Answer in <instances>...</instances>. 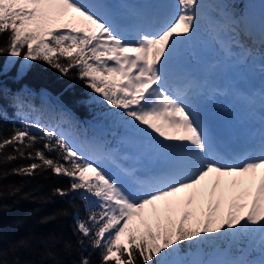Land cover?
Here are the masks:
<instances>
[{
    "label": "snow or ice",
    "instance_id": "1",
    "mask_svg": "<svg viewBox=\"0 0 264 264\" xmlns=\"http://www.w3.org/2000/svg\"><path fill=\"white\" fill-rule=\"evenodd\" d=\"M201 7L200 0H176L175 10L157 25L155 19L146 21L144 11H128L111 0H0V35L7 33L0 54L23 56L21 73L31 67L27 61L37 59L64 76L76 68V78L115 110L106 117L114 126L141 138L154 152L172 154L168 167L146 174L136 166H125L123 161L129 157L118 150L74 143L59 124L44 125L39 117L0 138L3 163L18 157L33 161L13 169L16 174L51 170L70 178L69 188H57L55 193H76L84 201L87 217L76 216L75 231L80 234L81 247L87 240L93 250H100V264H122L125 253L123 264H264V179L252 195L250 207L233 202L226 216L214 219L224 203L221 192L220 199L208 205L202 226L197 222L185 227L184 221L194 215L185 211L178 226L170 218L168 225L158 224L162 231L145 226L138 236L131 227L134 218L145 224L146 207L156 201H165L168 208L169 197L193 189L186 202L194 204L201 194V182L210 174H216L215 195L227 183L226 178L243 179L264 168V137L255 151L227 157L201 118L192 82L176 78L179 82L169 83V64L181 40L196 29ZM69 11L78 15L63 21ZM54 22L59 26L50 27ZM57 51L66 60L53 58L51 54ZM23 106L17 97V107ZM32 128L43 135L33 134ZM166 128L179 131L170 133ZM40 143L42 149L36 148ZM6 146L12 152L2 155ZM53 152L55 157L48 155ZM236 184L233 180L232 185ZM244 208H248L246 215ZM154 212L159 220V211ZM125 234L127 248L119 243ZM245 241L246 246L241 247ZM185 242L188 250L182 252ZM30 247L27 241H19L10 250L17 253L12 260L6 259L9 250L0 248V264H44L53 255L48 250L39 262L22 259L19 251ZM90 256L81 252L71 264H92ZM53 264L64 262L53 260Z\"/></svg>",
    "mask_w": 264,
    "mask_h": 264
},
{
    "label": "trees",
    "instance_id": "2",
    "mask_svg": "<svg viewBox=\"0 0 264 264\" xmlns=\"http://www.w3.org/2000/svg\"><path fill=\"white\" fill-rule=\"evenodd\" d=\"M207 1L221 24L229 26L232 18L242 19V0ZM68 18L69 15L66 14L62 20L67 21ZM58 26L56 22L50 25L52 28ZM6 39L7 33L0 35V46L4 45ZM25 50L22 49V52ZM51 55L53 58L66 60L59 51ZM24 63L23 56L10 58L7 54H0V138L12 135L14 129L23 127L25 123H32L39 117L42 124H59L65 134L70 138L72 135L78 136L82 143L87 142L83 140V135H87L96 142L94 144L105 145L107 148L119 147L120 141L123 143L122 149L128 146L126 140L131 135L106 118L115 110L103 102L99 94L76 78V68L71 70L70 76H64L42 59H37L27 61L31 67L21 73V65ZM68 85L72 87L69 88ZM17 97L24 103L22 109L17 107ZM92 97L96 98L95 102L90 99ZM30 131L38 136L43 135L36 128ZM35 147L42 149L43 145L40 143ZM10 152L11 146H6L2 155ZM126 152L129 151L124 149L120 153ZM48 155L55 157L56 153ZM32 162L20 157L8 163H3L0 159V248L9 250L6 259H14L17 253L10 250L19 241L25 240L31 247L27 251H19L18 255L22 259L39 262L44 253L50 250L53 255L45 258L44 264H53V260L71 264L83 252L84 255L91 253L92 264H100V250H93L87 240L81 247L78 242L80 234L75 231L76 216L79 215L81 219L87 217L84 201L76 193L70 192L66 196L55 193L57 188L68 189L70 178L51 170H36L35 175H21L13 171ZM220 217L221 215H217L214 219ZM169 218L175 225H179L181 218L167 215L164 219H154L145 226H150L153 232L162 231L158 224L168 225ZM184 224L185 227H190L189 218ZM144 228L136 226L134 230L139 236ZM66 243L71 247L65 248ZM246 244L247 241L240 246L244 247ZM123 246L127 248L128 244ZM221 246H225V242H221ZM187 250L185 242L182 252ZM114 253L116 256L120 255L118 252ZM125 259L126 253L122 257V264Z\"/></svg>",
    "mask_w": 264,
    "mask_h": 264
},
{
    "label": "rangeland",
    "instance_id": "3",
    "mask_svg": "<svg viewBox=\"0 0 264 264\" xmlns=\"http://www.w3.org/2000/svg\"><path fill=\"white\" fill-rule=\"evenodd\" d=\"M149 1L111 0L113 4L122 6L125 10L144 11L146 13V21L151 22L155 19L157 25L168 18L175 10L173 5L176 0H158L159 6L154 11L150 9ZM242 1L244 3L243 20L234 17L230 20L231 26L225 27L224 25L220 26L216 21L218 17L215 16V10L209 5L208 1L200 0L202 7L198 10L197 27L194 32L189 34L188 39L181 40L177 53L169 64V75H181L170 78L171 83L179 82L176 78H189L192 84H195L196 81H201L205 87V94H208L210 83L216 86L224 85L228 88L225 96L220 97L214 93L209 95L206 101L213 110L222 117L227 118L228 123L238 136H243L245 127H249L251 122L243 117L236 118L229 113V106L236 97L235 88L253 91L260 87V79L264 76V0ZM67 14L69 15L68 20L78 15L71 11ZM182 57L187 58L190 67L187 68L184 64L179 63V59ZM202 101H205V99ZM237 103L241 104L238 100ZM206 121L209 125L208 117ZM165 130L170 133L179 131L169 128ZM70 139L74 143L83 144L82 139L78 136L72 135ZM83 140L96 143L88 138L87 135H83ZM133 142L135 145L132 146ZM126 143L128 146H124V149L130 153L121 154L129 157V159L123 161L125 166H136L141 172H144L146 168V171H150L158 166H166V162L163 159L166 153L152 151L141 138L128 135ZM122 147L123 143L120 141L119 147H110L108 149H115L121 152L124 150ZM253 176V173H248L245 175V179L235 176L228 177L226 179L227 183L221 184L220 190L226 193L223 203L224 207L221 209V213L215 214L214 217L217 215L226 216L229 211L228 205L233 202L251 206L252 195H255L260 185L259 181L251 179ZM248 178L250 179L249 183L246 181ZM233 180L237 181L235 186L232 185ZM214 181V178H209L201 182V194L198 195L196 202L192 205H189L186 201L194 191L193 189L179 193L176 197H169L167 204L170 207L168 208H166L165 201H156L154 205L146 207L145 224L142 225L139 218H134L131 227L134 230L136 226L144 228L146 224L152 223L154 219H157L154 209L159 211L160 220L167 215L181 218L185 211L194 213V215L189 216L190 226H196L197 222L202 226L208 205L214 204L219 200L216 195H213L212 184ZM230 185L233 186L232 189ZM246 193H251V195H245ZM241 195L244 198L237 200V197ZM231 210L236 211V209ZM247 211L248 208L242 210L245 215ZM119 243L122 245L128 244L126 234L121 237ZM114 255L116 256L115 253Z\"/></svg>",
    "mask_w": 264,
    "mask_h": 264
},
{
    "label": "bare ground",
    "instance_id": "4",
    "mask_svg": "<svg viewBox=\"0 0 264 264\" xmlns=\"http://www.w3.org/2000/svg\"><path fill=\"white\" fill-rule=\"evenodd\" d=\"M170 78L175 77V76H181V75H169ZM190 80V79H188ZM260 89L258 90L257 94L259 92L264 91V76L260 79ZM200 82V81H198ZM197 82V83H198ZM169 83L171 81L169 80ZM197 83H195V89L197 86ZM251 87V85H250ZM239 88H235V92ZM207 96L204 95V97H199V107L198 110L200 112L201 118L206 122V118L208 117L210 124L208 125L210 128V131L214 130L215 132V138L217 140V143L219 144L221 152L224 151V155H228V157H236L237 154H239L241 151L245 150L248 148L250 144H254L259 139H261L260 136V131L261 129L264 130V125L252 114L251 108H256V109H263L264 110V103L263 99L260 97H256L253 102H247L244 99L240 98H234L232 104L229 106V113H231L233 116L236 118L243 117L246 120H250L251 125L249 127H245V131L243 136H238L230 126V124L227 121V118L222 117L220 114H218L215 110L212 109L211 105L207 103ZM202 99H205V101L202 102ZM237 100L241 102V104L237 103ZM213 132H211L213 134ZM222 139V142H218V139ZM163 159L166 162V166H161L157 167L155 169H161V168H166L169 166V161L172 159V154L166 153L163 156ZM209 178H214L216 179V174H210ZM244 177L243 179H245ZM255 179L256 181H259V184L262 179H264V168L257 169L256 172L254 173V176L251 179ZM227 179V178H226ZM246 181L249 183L250 179H246ZM230 188L232 189L233 186L230 185ZM216 197L220 199L221 192H223L224 197H226V193L223 190L216 189ZM177 202V200H175ZM222 205V209H223Z\"/></svg>",
    "mask_w": 264,
    "mask_h": 264
},
{
    "label": "water",
    "instance_id": "5",
    "mask_svg": "<svg viewBox=\"0 0 264 264\" xmlns=\"http://www.w3.org/2000/svg\"><path fill=\"white\" fill-rule=\"evenodd\" d=\"M180 61H181V62H183V61H184V62H185V65H186L187 67L189 66V64L187 63V60H186V58H185V57H184V58H181V59H180Z\"/></svg>",
    "mask_w": 264,
    "mask_h": 264
}]
</instances>
